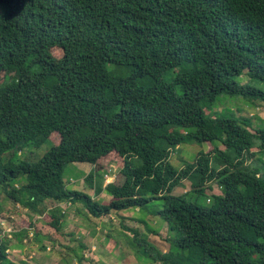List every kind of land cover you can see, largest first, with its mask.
<instances>
[{"label": "trees", "instance_id": "1", "mask_svg": "<svg viewBox=\"0 0 264 264\" xmlns=\"http://www.w3.org/2000/svg\"><path fill=\"white\" fill-rule=\"evenodd\" d=\"M224 94L264 103V0H0V188L32 208L158 216L172 248L133 241L162 264H264V127L210 115ZM186 142L213 148L176 167ZM111 156L116 181L86 176L108 203L67 188L70 163ZM6 250L0 264H19Z\"/></svg>", "mask_w": 264, "mask_h": 264}, {"label": "rangeland", "instance_id": "2", "mask_svg": "<svg viewBox=\"0 0 264 264\" xmlns=\"http://www.w3.org/2000/svg\"><path fill=\"white\" fill-rule=\"evenodd\" d=\"M208 111L216 116L250 117L253 123L249 127L251 130L264 127V103L261 100L224 94ZM58 140L59 136L53 135L52 140L41 147H29L27 153L18 154L20 160H38L50 149L51 143ZM217 144L221 145L220 142ZM212 148L210 142H186L181 144L170 161L179 167L181 162L193 161L199 152H209ZM108 159L99 161L103 170L87 162L70 163L64 171L67 188L86 192L108 203L111 196L106 192L95 194V189L86 181V176L94 169L105 176V185L116 181L121 162L113 156L109 159L111 162ZM190 185V181L185 179L174 193H185ZM213 190L221 189L215 184ZM213 190L208 189L207 193L211 195ZM201 202L208 205L205 198ZM56 217L60 219L57 225L52 223ZM141 217L147 224L139 221ZM136 236L148 240L162 251L172 248V235L167 224L160 217L144 211L120 210L95 217L87 213L82 203L53 199L32 208L14 201L0 188V244L7 245L8 257L19 264H162L152 256L138 252L139 241H133Z\"/></svg>", "mask_w": 264, "mask_h": 264}]
</instances>
